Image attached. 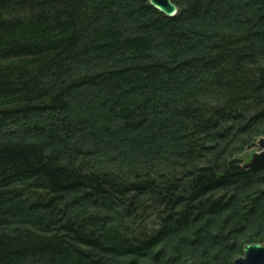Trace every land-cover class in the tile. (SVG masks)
I'll list each match as a JSON object with an SVG mask.
<instances>
[{
	"label": "trees",
	"instance_id": "16d2710c",
	"mask_svg": "<svg viewBox=\"0 0 264 264\" xmlns=\"http://www.w3.org/2000/svg\"><path fill=\"white\" fill-rule=\"evenodd\" d=\"M0 0V264H233L264 243V0Z\"/></svg>",
	"mask_w": 264,
	"mask_h": 264
},
{
	"label": "water",
	"instance_id": "95a60500",
	"mask_svg": "<svg viewBox=\"0 0 264 264\" xmlns=\"http://www.w3.org/2000/svg\"><path fill=\"white\" fill-rule=\"evenodd\" d=\"M150 4L173 17L178 12V6L172 0H150ZM259 151L254 153L251 160L244 165L245 169L260 170L264 168V137L257 142ZM233 264H264V244H248L244 248L243 256L234 260Z\"/></svg>",
	"mask_w": 264,
	"mask_h": 264
},
{
	"label": "rangeland",
	"instance_id": "374dc122",
	"mask_svg": "<svg viewBox=\"0 0 264 264\" xmlns=\"http://www.w3.org/2000/svg\"><path fill=\"white\" fill-rule=\"evenodd\" d=\"M258 151H259V148H258V146L256 145V146L253 147V148H249V149L245 150V151L239 156V158H241V162H242L243 164H246V163H248V162L251 160L253 154L256 153V152H258Z\"/></svg>",
	"mask_w": 264,
	"mask_h": 264
},
{
	"label": "flooded vegetation",
	"instance_id": "af4514ba",
	"mask_svg": "<svg viewBox=\"0 0 264 264\" xmlns=\"http://www.w3.org/2000/svg\"><path fill=\"white\" fill-rule=\"evenodd\" d=\"M256 145H257V143H256ZM260 244H264V243H260Z\"/></svg>",
	"mask_w": 264,
	"mask_h": 264
}]
</instances>
